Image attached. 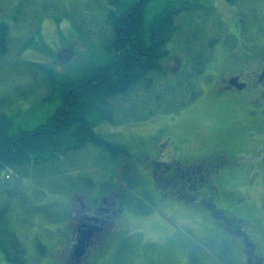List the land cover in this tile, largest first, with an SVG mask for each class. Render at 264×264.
Masks as SVG:
<instances>
[{
    "label": "rangeland",
    "instance_id": "rangeland-1",
    "mask_svg": "<svg viewBox=\"0 0 264 264\" xmlns=\"http://www.w3.org/2000/svg\"><path fill=\"white\" fill-rule=\"evenodd\" d=\"M105 1L0 0V20L8 24L10 38V47L0 57V113L11 115L16 128L32 129L60 102L55 82L48 85L47 72L29 61L48 64L53 68L51 72L61 77L78 76L105 54L100 36H111L103 13ZM168 1L171 0L149 1L145 21ZM211 1L213 11L208 15L195 5L177 18L176 33L180 37L196 39L194 48H209L204 53L203 72L182 75L190 77L187 85L179 81L177 62L184 60V54L176 41L177 34L173 35L163 61L168 74L150 89L133 84L129 97L121 98L123 103H119L113 122H100L93 129L134 154L160 135L171 136L180 151L192 154L220 146L240 151L241 165L228 169L222 183L224 201L239 214L251 217L263 233L264 111H251L248 102L242 104L215 95L210 81L224 70L219 68L223 58L234 57L243 63L249 51L262 49L264 0ZM203 2L200 0L202 5ZM81 20L90 35L73 27V22L79 24ZM194 86L198 94L191 99ZM123 109L126 113H121ZM124 164L129 165L128 161ZM18 170H12L8 178L1 173L5 186L0 187V206L7 205L4 215L23 244L26 264H66L74 239L72 216L66 212L68 205L76 206L77 197L84 198L82 192H77L82 180H91L92 187L84 185L82 189L95 198L99 183L119 181L117 163L106 151L88 145L59 161L31 163ZM137 197L124 204L118 226L89 248L81 264L236 263L229 256L230 248L222 232H212L199 217L186 216L185 208L172 201L151 204L143 199L148 207L140 211ZM34 239L45 246L46 253L36 251ZM0 264H13L1 249Z\"/></svg>",
    "mask_w": 264,
    "mask_h": 264
},
{
    "label": "trees",
    "instance_id": "trees-1",
    "mask_svg": "<svg viewBox=\"0 0 264 264\" xmlns=\"http://www.w3.org/2000/svg\"><path fill=\"white\" fill-rule=\"evenodd\" d=\"M136 1L106 0L102 2L105 20L111 30V36L106 35L105 38L103 35L100 36L106 52L100 61L90 66L88 70L80 71L78 76L63 75L61 77L60 73L51 72L53 68L48 64L29 61L32 66L47 72L48 85L51 81L55 82L60 102L52 114L32 129L16 128L11 115L0 113V175L9 170L12 172L14 169L21 171L31 163L59 161L60 157L75 155L88 145H92L106 151L110 160L113 159L117 163L119 171V181L114 183L110 179L98 184L95 189L99 191V194L103 195L110 187H114V184L117 185L116 183L122 184L121 187L125 191L132 187L133 192L139 190L142 180L134 179L129 163L133 153L123 144L113 142L93 129L100 122H113L115 112L120 108L119 103H123L121 98L129 97L128 91L133 84L150 89L151 86L158 84L161 76L168 74L169 70H166L163 61L169 52L168 42L172 40L173 35L177 34L178 25L174 22V16L179 10L173 6L176 4L175 0L168 1L161 10L152 15L149 21L142 20L143 18L140 17L139 20L130 23L127 11L134 10ZM149 1L152 0H143L145 3ZM228 1L231 2V0ZM210 12L211 9L206 10L207 14ZM83 21L81 20L79 24L73 22L72 25L78 32L90 35L84 29L86 26ZM177 36L176 41L186 55V68H182L176 75H180L179 81L187 85L186 82L190 81V77L182 75L192 76L196 72L198 75L202 73L206 64L204 53L206 54L209 48L207 46L206 49L194 48L196 39H189L192 37L188 36L182 38L178 34ZM9 41L8 24L0 20V57L10 47ZM213 42L214 40L211 45ZM194 87V91L190 93L191 99L198 94L196 86ZM170 89L173 90V86ZM123 110L121 113H126V110ZM231 153L236 154L234 151ZM127 161L128 166L124 164ZM82 181L84 183L79 185L80 191L77 192L86 193L82 187L91 188L93 184L90 179ZM1 186L5 185L0 179ZM128 193H131L130 190ZM96 199L97 197L94 200ZM132 199L134 200L131 198L124 202L129 203ZM137 201L139 202L136 204L140 203V211H146L148 205L142 200ZM5 206L6 208L4 205L0 206V249L4 252L6 259L13 264H26L23 244L4 215L8 211L7 205ZM66 212L69 215L68 210ZM211 223L216 225L217 220ZM226 244L230 248L229 256H232L231 245L229 242ZM34 246L40 255L46 253L45 246L40 241L34 239Z\"/></svg>",
    "mask_w": 264,
    "mask_h": 264
},
{
    "label": "flooded vegetation",
    "instance_id": "flooded-vegetation-1",
    "mask_svg": "<svg viewBox=\"0 0 264 264\" xmlns=\"http://www.w3.org/2000/svg\"><path fill=\"white\" fill-rule=\"evenodd\" d=\"M202 1L204 5L200 0H175L176 4L173 6L179 10L174 16L175 24L178 25L177 18L192 6L199 5L198 8L201 9L212 8L211 0ZM147 3L137 0L133 6L134 10L127 11L130 23L140 17L145 20L144 10ZM246 56V60L242 59L243 63L234 57L223 58L219 68L224 67V70L221 69L222 74L216 75L217 77L210 81V86L215 95L227 96L242 104L248 102L251 111L261 112L264 111V46L261 50L249 51ZM177 66L179 70L185 69V60H179ZM144 149L136 154L131 152L133 156L129 161L134 179L142 180L139 187L143 195L140 198L151 204L154 201H172L173 204L185 208L186 216L199 217L207 228L221 231L223 238L231 245L233 260L236 259L234 264H264V232L257 228L251 217L239 214L224 201L226 192L222 183L228 169L241 165L238 160L240 151L220 146L205 153L192 154L187 150L180 151L179 144L169 135L157 136L156 140ZM232 151L236 154H232ZM116 184L103 195L98 194L96 200H90L91 195L86 192L83 193L84 198L75 196L79 200L76 206L72 203L69 205L74 238L72 244L87 226L96 227L86 253L99 238L110 234L112 229L118 226L120 216L125 212L124 201L130 200L134 194L137 196L131 189H127L131 192L129 194L121 187L122 184ZM215 219L217 224L213 225L211 222ZM69 253L70 249L67 252L66 264H81L83 256L75 260L73 254Z\"/></svg>",
    "mask_w": 264,
    "mask_h": 264
},
{
    "label": "water",
    "instance_id": "water-1",
    "mask_svg": "<svg viewBox=\"0 0 264 264\" xmlns=\"http://www.w3.org/2000/svg\"><path fill=\"white\" fill-rule=\"evenodd\" d=\"M95 229L96 227L89 225L79 233V237L76 239V244L72 249V254L75 259H78L85 254L86 248L89 245L90 238Z\"/></svg>",
    "mask_w": 264,
    "mask_h": 264
},
{
    "label": "bare ground",
    "instance_id": "bare-ground-1",
    "mask_svg": "<svg viewBox=\"0 0 264 264\" xmlns=\"http://www.w3.org/2000/svg\"><path fill=\"white\" fill-rule=\"evenodd\" d=\"M196 10V9H195ZM132 11V10H131ZM199 15V14H198ZM208 15V14H207ZM107 16V15H106ZM126 21V20H125ZM112 22V21H111ZM112 27V26H111ZM114 35V34H113ZM110 43V42H109ZM108 46V45H107ZM113 56V55H112ZM127 58V57H126ZM127 60V59H126ZM135 85V84H134ZM136 86V85H135ZM138 87V86H137Z\"/></svg>",
    "mask_w": 264,
    "mask_h": 264
}]
</instances>
